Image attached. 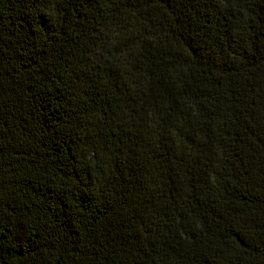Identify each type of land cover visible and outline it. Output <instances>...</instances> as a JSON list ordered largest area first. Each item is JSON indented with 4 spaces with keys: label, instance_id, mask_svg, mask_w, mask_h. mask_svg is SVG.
Returning <instances> with one entry per match:
<instances>
[{
    "label": "trees",
    "instance_id": "1",
    "mask_svg": "<svg viewBox=\"0 0 264 264\" xmlns=\"http://www.w3.org/2000/svg\"><path fill=\"white\" fill-rule=\"evenodd\" d=\"M0 264H264V0H0Z\"/></svg>",
    "mask_w": 264,
    "mask_h": 264
}]
</instances>
